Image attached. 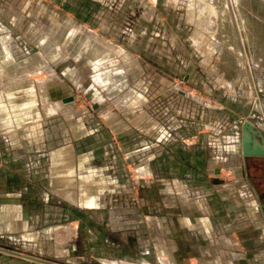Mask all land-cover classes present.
<instances>
[{"label":"rangeland","instance_id":"1","mask_svg":"<svg viewBox=\"0 0 264 264\" xmlns=\"http://www.w3.org/2000/svg\"><path fill=\"white\" fill-rule=\"evenodd\" d=\"M261 28L264 0H0V60L41 56L49 68L18 89L30 99H15L20 78L0 79V256L213 264L238 251L209 228L239 225L245 205L254 228L264 223L253 187L264 191V157L239 153L243 120L264 137ZM90 32L106 58L83 51ZM44 80L63 111L45 114ZM67 146L75 176L102 185L91 205L55 191L52 153ZM231 232L244 250L242 229Z\"/></svg>","mask_w":264,"mask_h":264},{"label":"crops","instance_id":"2","mask_svg":"<svg viewBox=\"0 0 264 264\" xmlns=\"http://www.w3.org/2000/svg\"><path fill=\"white\" fill-rule=\"evenodd\" d=\"M85 34H84L85 37H87L89 39H87L85 41V43L83 44L82 48H83V51H85V52L87 51L86 52L87 53V56L89 58H91L92 57V54H96V52L93 50V49H95V47L92 46L93 44L91 45V42H92L90 40L91 39V35H89V33H85ZM87 34L90 37L87 36ZM4 37H3V40H4ZM1 41H2V38H0V43H1ZM51 47L53 48V46H51ZM0 48H3V47L0 45ZM54 52H55V53H53L54 54V56H53L54 59L51 60V61H53L54 63H56V60H57L56 59L57 58L56 55H57V53H56V50L55 49H54ZM103 55H106V56H103ZM103 55L101 57L103 59L108 56V50L107 49H106V52ZM5 59H9V57L8 58H5ZM10 62H12V61L11 60H8V61L5 60V65H7L8 71L9 70L11 71V73H9L10 76L11 75L15 76L14 73L17 74V72L12 73L13 68H14L15 71H17V70H19L21 68V66H25V62L24 61L23 62L16 63L14 65L13 64L12 65L11 64L9 65ZM13 66H15V67H13ZM26 131H27V129L26 130L24 129V132H26ZM21 132H23V131H21ZM74 136H77V134L75 135V133H74ZM65 148H67V150H65V153H67V154L65 155V157H59L58 154H57V152L59 150L65 149ZM235 150H236V148H235ZM52 156L53 157H51V161L52 162H55V165L51 169V179H52L51 181H52L53 185L56 186L55 187L56 188L55 189L56 193L66 198V196H64V195H62L60 193H61V191H68V192L74 193V196L76 198V200H73V199L71 200L70 198H67L69 201H71V202H73L75 204H85V205H91V204H93V202L95 201V199H94L95 198L94 193L97 192V191H99L100 188H101V186H102V185H100L101 184L100 181H96V180H98V179H96V176L93 175L92 172L91 173L84 174V175H82L79 178L75 176L76 169H74L72 167V166H75V161L68 160V158L71 156V147L70 146L56 149L52 153ZM61 160L62 161L65 160L66 162H62L59 165L58 163ZM61 166H70L71 167V170H73L72 171L73 181L68 180V183H66V184L65 183H61L62 181L58 178V177H60L59 176L60 173H58V169H57V168H59ZM247 167L250 168L251 167V164L250 163H247ZM93 178H94V181L92 180ZM82 181H84L85 184L82 185ZM261 183H262V181L257 182V185L260 186ZM253 187H254V189H256V191L258 193L257 197H259L262 200L261 201V204H264V191H258V189L256 188L257 187L256 185H253ZM80 195H82L83 198H84V201L82 203H81L82 200L80 199V197H81ZM235 196L236 195H233V198ZM237 196L239 197V195H237ZM235 198H237V197H235ZM252 200L251 199L249 200L250 203H252ZM255 201L256 200H254L253 202H255ZM249 207L250 208L248 209V206L245 205L244 210H242V208H240L241 210L239 209L240 212H241V216H239L238 217V220H237V221H239V225L236 222H234L235 225L231 224L230 226L229 225L222 226V225L219 224V225H217V228L215 229L213 227L214 225H212L214 223L211 224V226H210L209 229L212 230L213 233H214V230H217V231L224 230V232H222V233H225V234H226V232H228L227 235H225V236H219L217 238V240H219V242L216 245H221L222 244L224 246V245H229L230 244V245L233 246V248L234 247H236V248L238 247V251H235L234 249H231V247L227 246L228 248H225V249H227V251H224V253L221 252V255H220V257H223L222 255L224 254L225 255L224 257H227V258L224 259V257L223 258L218 257L216 260L214 259L215 261L213 260V264H246V261H247L246 254L248 252H250V251L253 252L255 256H258L259 257V259L257 260V262L259 264H264V223L261 221L260 222V225L257 226V227H255V228H254V226H252L251 219H250L251 216H249V214L252 213L253 207H255V206H252L251 205ZM257 208H259V205H257ZM261 212H262V214H264V208L263 209L261 208ZM183 221L185 222V220H183ZM200 221H201L200 224L206 222L203 219H201ZM228 222L230 223L229 220H228ZM227 223L224 222L223 224H227ZM202 229L204 230L205 227H202ZM225 229H227V230H225ZM235 229H242V231H243V239H244L243 240V243H244V246H245L244 250H242L240 248L241 247L240 246V243L237 242V239L235 238L234 233L231 232V231H234ZM205 240L210 241V239H208V237ZM216 253H218V251ZM258 257H255V258H258ZM7 258H9V257H7ZM163 261H164L165 264H170L169 262L166 261V259H164ZM247 264H251V262L248 261Z\"/></svg>","mask_w":264,"mask_h":264},{"label":"bare ground","instance_id":"3","mask_svg":"<svg viewBox=\"0 0 264 264\" xmlns=\"http://www.w3.org/2000/svg\"><path fill=\"white\" fill-rule=\"evenodd\" d=\"M255 2V1H254ZM256 5V4H255ZM254 5V6H255ZM243 7L244 8H247V10L249 9V7L247 6V5H245V4H243ZM222 11V10H221ZM223 12V18H227V15H226V13H225V9L222 11ZM259 13H260V11H259ZM253 14V13H252ZM247 16H249V15H247ZM250 16H251V14H250ZM260 17V16H259ZM251 18V17H250ZM256 18H258V17H256ZM253 19V18H252ZM260 19V18H259ZM261 20V19H260ZM226 27V26H225ZM224 27V28H225ZM228 29V28H227ZM229 30H231L230 28H229ZM223 32V31H222ZM225 32V31H224ZM223 32V33H224ZM261 34H262V36L264 37V29L263 28H261ZM89 35H91V41L93 42V40H94V36L95 35H93V33L91 34V32H90V34ZM88 35V36H89ZM90 37V36H89ZM233 40V39H232ZM91 42V45L93 44ZM1 44V43H0ZM263 45H264V41H263ZM262 45V46H263ZM106 52V50H103V51H100V50H98V52L96 53V54H92V56L95 58V57H97L98 55L99 56H101V55H103L104 53ZM50 53V55L51 56H49L51 59H53V56H54V51H52V52H49ZM49 53H48V55H49ZM99 59H97V61H98ZM29 61V60H28ZM27 62V61H26ZM48 67H47V63L45 62V60H43V57H41V56H39V59H37V57H36V60H34V62H28V64H26L25 63V66H21V68L19 69V70H17V74H14L15 76H13V75H9V72L7 71V69H8V67H7V65H5V60H0V79H4L2 82H8L9 80H13L15 77L16 78H20L21 80L18 82V83H16V85H17V87L14 89V90H16L15 92H14V95H19V97L17 98H15L16 100H20L21 98H23V97H26L27 99H30V98H32L33 97V93L32 92H29L30 91V89L31 88H29L28 90L26 89V90H21V91H18V89L20 88V86H24V85H26V87L28 86V85H31V81L30 80H28L27 78L33 73V72H37L38 70H43V69H47ZM49 69V68H48ZM10 82V81H9ZM46 82H47V80H46ZM46 82H45V80H44V82H42L41 84H38V82H37V84H38V89H39V94L41 95V98H42V102H44L45 103V105L44 104H42V106L44 105V111H45V114H53V113H56V112H59V111H63V107L59 104V103H55V102H49L48 100H47V96H48V94H47V87H48V85L46 84ZM8 88L10 89V88H12V86H8ZM68 107H70V106H68ZM67 107V108H68ZM67 110V109H66ZM23 116V115H22ZM30 116H24L22 119H20L19 120V122H24V120H26V119H28ZM20 123V124H21ZM73 130H74V133H75V135L76 134H79V133H77L76 132V129H75V127L73 128ZM263 132H264V130H262ZM65 150H67V148H65V149H63V150H59L57 153H58V155L60 156V157H65V155L67 154V153H65ZM241 152V148H240V138H239V153ZM240 155H241V153H240ZM69 157V156H68ZM58 169V173H60L59 174V176L60 177H58L62 182L61 183H68V180H70V181H73V177H72V171L73 170H71V167L70 166H61V167H59V168H57ZM88 177V176H87ZM83 184H85L84 183V181H82V185ZM68 191H61V193L60 194H62V195H64V196H66V198H70L71 200L73 199V200H76V198H75V196H74V193H71V192H68ZM81 197H80V199L82 200L81 201V203L84 201V198H83V196L82 195H80ZM93 200V199H92ZM8 256L7 255H2V256H0V264H18V263H20V261H17V260H14V259H11V258H7Z\"/></svg>","mask_w":264,"mask_h":264},{"label":"water","instance_id":"4","mask_svg":"<svg viewBox=\"0 0 264 264\" xmlns=\"http://www.w3.org/2000/svg\"><path fill=\"white\" fill-rule=\"evenodd\" d=\"M240 148V153L245 159L248 157H264V137L248 120L241 122ZM261 207L264 208V204H261Z\"/></svg>","mask_w":264,"mask_h":264}]
</instances>
